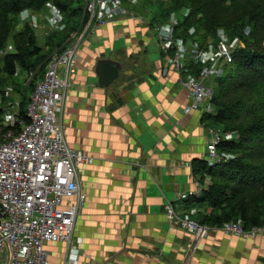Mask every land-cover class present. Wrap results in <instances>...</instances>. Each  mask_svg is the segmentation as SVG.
<instances>
[{"label":"crops","instance_id":"obj_1","mask_svg":"<svg viewBox=\"0 0 264 264\" xmlns=\"http://www.w3.org/2000/svg\"><path fill=\"white\" fill-rule=\"evenodd\" d=\"M173 57L135 19L117 16L84 34L62 119L69 146L92 163L77 171L85 201L72 245L46 244L48 264H264V236L217 228L194 246L166 216L170 202L179 215L200 220L204 192L194 165L208 141L203 112L191 110ZM105 60L120 67L107 87L96 71Z\"/></svg>","mask_w":264,"mask_h":264},{"label":"built area","instance_id":"obj_2","mask_svg":"<svg viewBox=\"0 0 264 264\" xmlns=\"http://www.w3.org/2000/svg\"><path fill=\"white\" fill-rule=\"evenodd\" d=\"M122 1L86 0L82 26L72 34L63 49L55 50L42 78L34 86L26 107V123L19 118V109L2 111L0 264H48L46 244L72 245L78 213L85 201L77 171L81 165L91 164L92 158L67 143L62 112L84 34L90 28L105 25L119 16L135 19L139 25L147 27L162 53H169L175 44L170 36L175 22L158 26L151 15L143 17L127 11ZM225 41L221 35L216 52L207 53L208 57L211 56L208 66H201L196 76L187 74L179 80L191 96V110L200 109L203 115L214 114V81L223 67L233 62V54ZM176 46L172 64L183 73L186 49L179 42ZM205 54L197 52L193 55L194 65H203L208 59ZM206 132L208 141L204 161L213 165L222 159L217 152L218 144L232 136L213 127H207ZM207 185L197 184L198 191H204ZM164 210L172 225L192 237L194 246L214 229L189 216L179 215L170 202ZM219 229L245 238L264 236V226L247 230L241 222H227ZM65 264L73 263L69 260Z\"/></svg>","mask_w":264,"mask_h":264},{"label":"trees","instance_id":"obj_3","mask_svg":"<svg viewBox=\"0 0 264 264\" xmlns=\"http://www.w3.org/2000/svg\"><path fill=\"white\" fill-rule=\"evenodd\" d=\"M125 1L124 5L139 15L146 13V7L155 8L152 17L158 26L171 23V16H175L177 22L170 33L175 44L169 54L174 55L179 42L187 48L185 60L197 52H206L212 42L218 43L219 31L244 42V49L234 53L232 64L224 67L214 81V114L203 115L207 127L217 128L232 138L218 144L217 152L222 157L219 163L211 165L202 160L194 165L198 182L204 185L209 180L203 191L204 199L197 203L203 209L196 211L198 223L214 229L227 222H241L247 230L264 226V0L127 1L130 4ZM85 2L0 0V49L9 39L14 44V52L1 57L0 88L2 76L13 77L17 69L29 72L39 66L45 69L55 50L63 49L70 35L82 26ZM47 4L63 14L62 31L44 39L43 47L28 26L13 34L18 15L41 12ZM44 69L37 80L42 78ZM199 71L200 66L186 62L183 75L196 76ZM0 95V101H6ZM27 105L20 102L19 107V118L25 123Z\"/></svg>","mask_w":264,"mask_h":264},{"label":"rangeland","instance_id":"obj_4","mask_svg":"<svg viewBox=\"0 0 264 264\" xmlns=\"http://www.w3.org/2000/svg\"><path fill=\"white\" fill-rule=\"evenodd\" d=\"M182 14L184 15L185 12H182ZM82 15H84V9ZM25 26H28L34 30L35 35L37 36L38 45L40 47H43L46 41L44 39H46L49 35L53 33L62 31L65 28L64 16L58 8L53 7L52 4H47L41 12L28 11L23 12L21 15H18L16 23L14 25L13 34L17 31H21ZM72 34L70 35V38L73 36ZM221 35H224L227 41L225 42L230 47L232 51L231 53L233 55L234 53H237L240 50L244 49V42L240 38H230L227 33L219 31V39ZM216 43L217 41L212 42L211 45L208 46V50L206 52H202L206 53L204 55L205 57H208L207 53L210 54L216 52V45L219 42L217 44ZM45 51L47 50L45 49ZM13 52L14 44L13 41L9 39L5 47L3 49H0V61L1 57L4 56L3 54H11ZM210 59L211 56H209L206 61H203V67H206L210 64ZM231 68L232 67H229V70H231ZM43 69L44 67L41 68L40 66L35 68V70H31V72L17 69V74L13 77L2 76V86L0 88V92L4 95V99L6 98V101H0V120L3 117L1 111H4L6 113L11 112L14 109H19L20 102L24 103L25 106L27 105L30 96L32 95V92L34 90V86L40 80L37 79L40 78V76L42 75ZM236 138L237 137H235V139ZM208 183L209 180L204 181V184L207 185Z\"/></svg>","mask_w":264,"mask_h":264},{"label":"water","instance_id":"obj_5","mask_svg":"<svg viewBox=\"0 0 264 264\" xmlns=\"http://www.w3.org/2000/svg\"><path fill=\"white\" fill-rule=\"evenodd\" d=\"M96 71L99 77L100 85L107 87L109 84H111V82H113L119 76L120 67L115 63H111L105 60V61H100L98 63Z\"/></svg>","mask_w":264,"mask_h":264},{"label":"bare ground","instance_id":"obj_6","mask_svg":"<svg viewBox=\"0 0 264 264\" xmlns=\"http://www.w3.org/2000/svg\"><path fill=\"white\" fill-rule=\"evenodd\" d=\"M59 43H60V42H59ZM232 46H233V45H232ZM233 47H234V46H233ZM233 47H232V48H233ZM231 52H232V51H231Z\"/></svg>","mask_w":264,"mask_h":264}]
</instances>
